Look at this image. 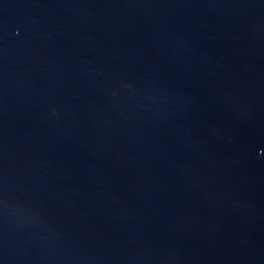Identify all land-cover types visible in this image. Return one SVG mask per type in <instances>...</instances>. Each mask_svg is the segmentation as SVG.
Segmentation results:
<instances>
[{"label":"water","instance_id":"1","mask_svg":"<svg viewBox=\"0 0 264 264\" xmlns=\"http://www.w3.org/2000/svg\"><path fill=\"white\" fill-rule=\"evenodd\" d=\"M0 264H264V0H0Z\"/></svg>","mask_w":264,"mask_h":264}]
</instances>
